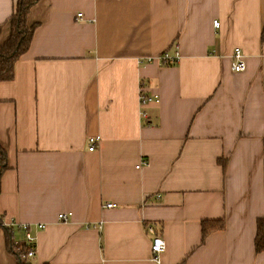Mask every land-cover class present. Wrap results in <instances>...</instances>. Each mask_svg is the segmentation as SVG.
I'll use <instances>...</instances> for the list:
<instances>
[{
  "label": "crops",
  "instance_id": "obj_1",
  "mask_svg": "<svg viewBox=\"0 0 264 264\" xmlns=\"http://www.w3.org/2000/svg\"><path fill=\"white\" fill-rule=\"evenodd\" d=\"M14 4L0 0V44ZM26 22L0 80V221L18 242L30 224V263L156 264L149 223L159 264H264V0H38ZM175 45V64L157 58ZM202 220L224 226L202 239ZM0 264H17L1 226Z\"/></svg>",
  "mask_w": 264,
  "mask_h": 264
},
{
  "label": "trees",
  "instance_id": "obj_2",
  "mask_svg": "<svg viewBox=\"0 0 264 264\" xmlns=\"http://www.w3.org/2000/svg\"><path fill=\"white\" fill-rule=\"evenodd\" d=\"M38 0H15L12 15L9 18L8 25L10 32L6 40L0 44V80H11L14 76V63L29 47L35 25H27L26 16ZM2 25H0V33ZM7 168V158L4 148L0 144V177L2 172ZM2 221H0L1 223ZM224 223L222 220H202L201 235L202 239L210 231L222 229ZM7 233L8 249L16 256L17 264H31L29 259L21 257V253H26L28 245L23 242L13 244L8 234L9 229L1 224ZM254 244L257 251L264 250V219L257 220V229L254 238Z\"/></svg>",
  "mask_w": 264,
  "mask_h": 264
},
{
  "label": "built area",
  "instance_id": "obj_3",
  "mask_svg": "<svg viewBox=\"0 0 264 264\" xmlns=\"http://www.w3.org/2000/svg\"><path fill=\"white\" fill-rule=\"evenodd\" d=\"M81 14L78 13L77 16H80ZM213 25L217 27L219 25V22L217 19L213 20ZM174 52L173 54H170L168 52H163L160 54L157 58L167 64V65H173L177 62L179 59V51L177 45L174 46ZM153 58L148 57L146 60L151 61ZM231 68L233 71H242L245 68V61H244V55L242 53V50L239 47H235L232 52V63ZM158 101V95L157 94H146L143 90H141L139 95V102L141 105H146L150 102H157ZM100 141L99 135L89 136L87 138V148L90 151H93L97 148ZM141 165H146V160H141ZM139 166V165H138ZM137 166V167H138ZM115 206L113 202H105L103 204V207L110 208ZM71 216V212H60L57 214V218L61 222H66L68 220V217ZM4 226L10 227L14 224H4L3 222L0 223ZM19 228H21L24 231L23 242L24 245H28L26 253H21V257H24L25 259H30L35 255L36 252V246H35V235L31 231V226L28 223H22L18 225ZM43 224H37L36 228L41 229L43 228ZM88 227L91 228H101V222L98 223H92L88 224ZM145 230L151 234V244H150V259L155 262L156 264H159L160 259L159 256L161 252L165 249V242L162 238L161 232L155 228L153 224L146 223L145 224ZM14 245L18 243V241L12 240L11 241Z\"/></svg>",
  "mask_w": 264,
  "mask_h": 264
}]
</instances>
